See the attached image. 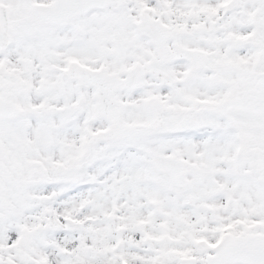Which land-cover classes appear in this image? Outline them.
<instances>
[{
    "label": "snow or ice",
    "instance_id": "obj_1",
    "mask_svg": "<svg viewBox=\"0 0 264 264\" xmlns=\"http://www.w3.org/2000/svg\"><path fill=\"white\" fill-rule=\"evenodd\" d=\"M0 264H264V0H0Z\"/></svg>",
    "mask_w": 264,
    "mask_h": 264
}]
</instances>
